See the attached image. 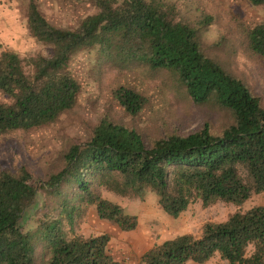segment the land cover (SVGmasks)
<instances>
[{"label": "trees", "instance_id": "trees-1", "mask_svg": "<svg viewBox=\"0 0 264 264\" xmlns=\"http://www.w3.org/2000/svg\"><path fill=\"white\" fill-rule=\"evenodd\" d=\"M92 2L95 11L67 28L49 22L37 2L27 0V32L48 52L21 57L0 51V135L53 124L76 106L81 87L69 61L82 50L98 66L160 73L175 93L222 112L224 120L214 125L207 118L190 131L170 126L144 133L101 115L43 176L25 164L0 167V264H121L109 252L108 232L86 236L64 228L90 204L98 218L121 230L136 227L137 216L100 189L135 198L150 188L172 217L194 200L203 207L218 200L238 205L264 189V104L199 38L214 16L176 0ZM247 2L264 6V0ZM239 36L244 55L264 69V20L241 26ZM111 95L131 117L147 104L127 86H116ZM37 195L33 222L24 229L20 220ZM37 246L44 250L39 256ZM215 253L226 264H264V204L205 219L196 233L153 242L136 264L203 263Z\"/></svg>", "mask_w": 264, "mask_h": 264}, {"label": "rangeland", "instance_id": "rangeland-1", "mask_svg": "<svg viewBox=\"0 0 264 264\" xmlns=\"http://www.w3.org/2000/svg\"><path fill=\"white\" fill-rule=\"evenodd\" d=\"M35 1L49 22L67 28L74 27L84 16L95 11L92 0ZM176 1L189 5L191 9L198 6L214 16L211 26L199 30V38L211 53L248 83L264 104V69L244 55L239 36L241 26L264 20V6H253L247 0ZM26 8L27 0H0V27H8L7 36L0 38V48L16 52L21 57L45 54L48 48L36 42L27 32ZM214 41L221 42L214 46ZM69 62L71 72L81 87L76 106L60 114L53 124L27 132L0 135V167L25 164L35 176H43L57 164L59 153L69 143L81 141L101 115L133 125L144 133L162 132L170 126L190 131L207 118L214 125L224 120L222 112L208 111L207 107L197 106L175 93L160 73L152 76L140 67L119 70L107 63L98 66L93 55L86 50L74 53ZM118 85L130 87L146 96L147 104L137 116L124 114L114 101L111 89ZM100 194L119 204L125 213L139 216L138 228L147 232L152 240L184 231L196 233L205 219L222 220L233 210L244 211L264 204L263 189L252 193L238 205L218 200L203 207L199 200H194L172 217L160 209L157 195L150 188H146L141 197L135 198L104 189H100ZM38 201L37 195L34 204L25 211L20 220L22 228H29L32 224V213ZM111 226L122 232L117 225L98 218L93 204L86 206L72 223L64 221L68 234L86 236L108 232ZM43 251L42 247H35L36 256ZM124 255L132 259L130 252ZM213 260L211 256L204 264H212ZM192 262L186 261L185 264Z\"/></svg>", "mask_w": 264, "mask_h": 264}, {"label": "crops", "instance_id": "crops-1", "mask_svg": "<svg viewBox=\"0 0 264 264\" xmlns=\"http://www.w3.org/2000/svg\"><path fill=\"white\" fill-rule=\"evenodd\" d=\"M8 27H0V38L7 36ZM3 48H0V51ZM11 51V50H9ZM139 225V216L137 218V225L134 229L131 230H122L119 232V229L115 228L114 226L108 230L109 239L107 242V246L109 249L110 254L115 260H118L120 263L122 262L124 254L130 252L132 259V264H136L137 256L144 251L148 246H150L153 242H158L164 238L159 240H152L149 238V234L147 232H143L141 229L138 228ZM217 254H213V262L212 264H226L224 259L217 258ZM217 259V260H216ZM185 264V263H184ZM188 264H204L203 263H188Z\"/></svg>", "mask_w": 264, "mask_h": 264}, {"label": "built area", "instance_id": "built-area-1", "mask_svg": "<svg viewBox=\"0 0 264 264\" xmlns=\"http://www.w3.org/2000/svg\"><path fill=\"white\" fill-rule=\"evenodd\" d=\"M121 264H132V262H131V260H130L128 255H125L123 257Z\"/></svg>", "mask_w": 264, "mask_h": 264}]
</instances>
